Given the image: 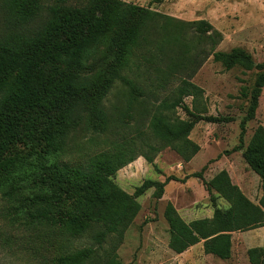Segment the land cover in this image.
<instances>
[{"label":"trees","instance_id":"16d2710c","mask_svg":"<svg viewBox=\"0 0 264 264\" xmlns=\"http://www.w3.org/2000/svg\"><path fill=\"white\" fill-rule=\"evenodd\" d=\"M0 8L7 24L0 36V234L9 250L29 251L39 264H118L116 251L140 210L136 198L153 188L159 199L171 178L144 180L128 194L114 183L116 171L138 156L152 165L166 147L188 162L199 150L188 138L195 123L230 121L198 108L203 90L190 79L208 57L225 71H256L251 88L241 89L246 107L231 152L242 150L261 192L252 203L220 170L203 185L211 202L214 193L228 207L213 206L210 218L169 228L166 247L179 254L201 242L204 254L227 260L231 232L264 226L263 126L243 141L264 87V61L254 64L239 47L217 51L222 35L205 20L180 21L120 0H0ZM116 83L129 104L144 89L152 94L175 83L147 114L145 133L157 145L143 141V110L134 138L116 131L104 107ZM187 97L190 106L182 102ZM175 108L191 119L176 117ZM78 131L109 135L104 149L59 160L66 137ZM21 141L26 155L17 153ZM203 169L189 176L201 179ZM78 239L84 246L72 248ZM246 257L264 264L260 247L247 249Z\"/></svg>","mask_w":264,"mask_h":264},{"label":"rangeland","instance_id":"374dc122","mask_svg":"<svg viewBox=\"0 0 264 264\" xmlns=\"http://www.w3.org/2000/svg\"><path fill=\"white\" fill-rule=\"evenodd\" d=\"M120 1L180 21L205 20L222 35V40L216 47L217 51H228L239 47L251 55L254 64L264 61L263 0ZM3 17L0 8V36L6 32L7 24ZM255 74V70L242 72L238 67L225 71L220 64L212 62L211 57H208L190 79L203 90L198 108L204 106L205 115L226 117L230 121L195 123L188 138L198 145L199 150L188 162L182 161L176 153L166 147L153 155L152 165L138 156L116 171L113 176L114 183L128 194H132L134 188L144 180L163 182L171 178L164 184L159 199L152 196L153 188L147 189L136 198L140 210L125 231L123 241L116 251L118 264H248L243 258V252L236 250L238 239L233 241L232 259L229 257V260H220L221 262L215 258L210 260L205 258L197 246L192 247L183 259V256H177L168 251L166 241L169 228L183 229L188 221L205 216L215 206V194L212 193L214 200L211 202L203 183L215 174V166L225 158L229 160L237 153V151L231 152V148L237 144L238 122L246 107V99L242 98L241 89L248 91L251 88ZM141 83L140 86H146L143 81ZM174 84L165 90L151 89L152 94L144 89L145 94L135 95L136 101L129 104L124 96V89L116 83L104 100L108 116L116 120V131L126 138H134L132 129L140 121L141 117L138 114L143 110L146 112L143 116L144 124L140 127L144 131L143 141L147 138L146 142L157 145L156 139L149 133H145L147 119L157 105L167 98ZM182 102L187 106L191 105L189 97L184 98ZM174 115L183 120L191 119L180 108L174 109ZM257 124L264 128V87L260 90L253 120L245 124L244 144ZM103 135L109 136L80 131L70 133L65 139V149L58 155V159L76 160L104 149ZM16 149L20 151H17L18 154L29 153L23 141L16 145ZM130 153L124 156H129ZM227 165L235 173L234 175L238 174V170L240 171L235 160ZM202 167L204 169L201 179L189 176L200 171ZM252 177L251 172L245 173L246 183L253 189L254 195L258 196L261 192V184H251ZM1 204H3L2 201ZM84 244V239L73 240L71 247L78 248ZM197 254L203 261L198 259ZM0 264H39V262L31 257L29 251L24 252L18 248L9 250L4 243V236L0 234Z\"/></svg>","mask_w":264,"mask_h":264},{"label":"crops","instance_id":"0c3cea01","mask_svg":"<svg viewBox=\"0 0 264 264\" xmlns=\"http://www.w3.org/2000/svg\"><path fill=\"white\" fill-rule=\"evenodd\" d=\"M241 152L242 150H238L237 153H235L232 157H230V159H224V161H221V163H219V165L215 166V174L217 172H219L220 170H224L226 171V173L229 176V179L231 181L232 184L236 185L238 187V189L243 193V195L252 203L256 204L257 203V199L259 198L260 194H258V196L254 195V192H252V188L249 187L247 180L245 178V173L247 174V172H251L252 174V183H259V178L257 177V175H255L252 171L249 170V168L247 167V165L244 163L242 157H241ZM233 158V159H232ZM236 161V165L239 166L240 171L238 170V174L234 175L235 173L232 172V169L229 168V166L227 165V163H229L230 161ZM223 166V168H222ZM221 167V168H220ZM236 168V167H235ZM248 171H247V170ZM247 171V172H245ZM237 172V170H236ZM238 175V176H237ZM237 176V177H236ZM252 187V186H251ZM215 206L221 210H225L228 205L225 201H223L221 198L216 197L215 194ZM212 215V211L209 210V212H207V214L201 218H197V219H202V218H210ZM196 220V219H193ZM192 221V220H190ZM188 221V222H190ZM238 239L239 243L237 244V249L239 252H243V258L247 261V257H246V250L249 248H253V247H261L264 250V226L263 227H259V228H255L252 230H247V231H243V232H231L230 233V258L232 259V250H233V246H234V240ZM199 248L201 255L204 256L205 258H209V260L211 258H215L212 255L209 254H204L202 252V246H201V242L190 246L187 250H185L182 253L179 254H175L177 256H183V259L188 255V253L190 252L189 250L194 247ZM169 252H171L168 249ZM173 253V252H171ZM174 254V253H173ZM198 259L200 260L201 258H199V255L197 254ZM180 257H178L179 259ZM228 258V260L230 259ZM217 259V258H215ZM202 260V259H201ZM219 260V259H217ZM203 261V260H202ZM220 261V260H219ZM223 261V260H222ZM221 262V261H220Z\"/></svg>","mask_w":264,"mask_h":264}]
</instances>
